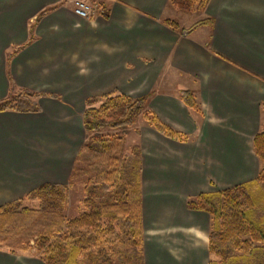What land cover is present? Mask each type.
Here are the masks:
<instances>
[{"label":"crops","instance_id":"obj_1","mask_svg":"<svg viewBox=\"0 0 264 264\" xmlns=\"http://www.w3.org/2000/svg\"><path fill=\"white\" fill-rule=\"evenodd\" d=\"M90 1L99 9L82 18L71 0H0V99L10 84L55 95L37 98L38 112H0V206L42 183H67L85 140L87 97L145 96L188 140L147 124L131 129L141 158L144 264H207L209 217L186 200L258 172L252 140L264 124V0H208L191 23L168 0ZM184 89L200 113L180 99ZM157 228L181 238L179 259L157 245ZM0 264L44 263L0 249Z\"/></svg>","mask_w":264,"mask_h":264},{"label":"trees","instance_id":"obj_2","mask_svg":"<svg viewBox=\"0 0 264 264\" xmlns=\"http://www.w3.org/2000/svg\"><path fill=\"white\" fill-rule=\"evenodd\" d=\"M207 1L168 4L183 13H201ZM163 23L181 29L171 18ZM203 23L201 19L194 25ZM22 47L7 51V61ZM41 96L55 97L10 84L0 99V112H38ZM179 97L200 113L189 90H181ZM140 122L169 139L188 140L148 108L145 96L112 90L87 97L85 140L67 183H42L1 205L0 249L35 256L44 264H144L140 148L125 145L126 134ZM252 149L259 162L255 178L186 200L188 209L209 217L207 264H264V125L255 133ZM79 182L80 196L70 214V189ZM32 201L35 206L26 204Z\"/></svg>","mask_w":264,"mask_h":264},{"label":"rangeland","instance_id":"obj_3","mask_svg":"<svg viewBox=\"0 0 264 264\" xmlns=\"http://www.w3.org/2000/svg\"><path fill=\"white\" fill-rule=\"evenodd\" d=\"M194 13L195 12L182 13L183 16L187 17L186 23H191L192 21H195L196 15ZM143 124L145 123L144 122L138 123V125H143ZM133 142L135 143L137 142V140H136V135L134 131L131 130V131H128V133L125 136V145L128 147L132 145ZM80 189H81L80 182L76 183L75 186L70 189V193H69L70 207L68 210L70 214L74 212V207L80 196ZM26 204L30 207H33L36 205L35 201L26 202ZM152 232H154L153 234H159V235L153 236L155 237V241L157 245H159L164 251H167L173 258L179 259L180 254H182L185 250V249L183 250V247L181 245L182 244L181 238L179 236H175L173 233L171 234L167 233V230L162 229V228H157L155 231L153 229ZM152 232L149 231V234ZM190 239L192 240L191 236H189V241Z\"/></svg>","mask_w":264,"mask_h":264},{"label":"built area","instance_id":"obj_4","mask_svg":"<svg viewBox=\"0 0 264 264\" xmlns=\"http://www.w3.org/2000/svg\"><path fill=\"white\" fill-rule=\"evenodd\" d=\"M73 12L79 17L87 18L94 11L99 9L96 2L90 0H71Z\"/></svg>","mask_w":264,"mask_h":264}]
</instances>
